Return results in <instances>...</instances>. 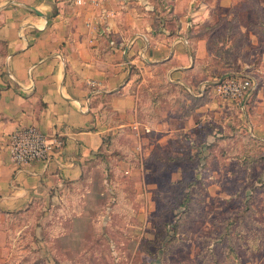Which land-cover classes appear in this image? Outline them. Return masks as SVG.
<instances>
[{"label":"crops","instance_id":"obj_1","mask_svg":"<svg viewBox=\"0 0 264 264\" xmlns=\"http://www.w3.org/2000/svg\"><path fill=\"white\" fill-rule=\"evenodd\" d=\"M255 16L263 0H0V213L59 200L122 138L145 160L176 158L200 128H226L240 114L216 94L227 75L258 84L240 109L251 144L264 148V20L244 23ZM29 126L64 140L49 163L11 160L12 135Z\"/></svg>","mask_w":264,"mask_h":264},{"label":"rangeland","instance_id":"obj_2","mask_svg":"<svg viewBox=\"0 0 264 264\" xmlns=\"http://www.w3.org/2000/svg\"><path fill=\"white\" fill-rule=\"evenodd\" d=\"M226 103L240 114L200 128L176 158L145 160L122 138L59 200L0 213V264H264V148L251 144L241 104Z\"/></svg>","mask_w":264,"mask_h":264},{"label":"built area","instance_id":"obj_3","mask_svg":"<svg viewBox=\"0 0 264 264\" xmlns=\"http://www.w3.org/2000/svg\"><path fill=\"white\" fill-rule=\"evenodd\" d=\"M75 6L100 7L107 0H66ZM89 27L91 25L89 24ZM258 84L250 76L243 74L227 75L215 84L216 94L222 101H232L246 105ZM132 129L139 137V127L134 125ZM150 132L146 129V133ZM64 148V140L59 136H48L35 126L23 127L15 132L9 144L11 160L17 166H24L33 162L49 163L53 155ZM140 151V147L137 146Z\"/></svg>","mask_w":264,"mask_h":264}]
</instances>
